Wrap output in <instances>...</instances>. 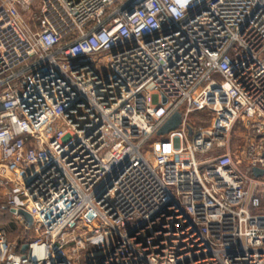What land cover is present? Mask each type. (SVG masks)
<instances>
[{"label":"built area","instance_id":"obj_1","mask_svg":"<svg viewBox=\"0 0 264 264\" xmlns=\"http://www.w3.org/2000/svg\"><path fill=\"white\" fill-rule=\"evenodd\" d=\"M34 1L0 2V264H264V0Z\"/></svg>","mask_w":264,"mask_h":264},{"label":"rangeland","instance_id":"obj_2","mask_svg":"<svg viewBox=\"0 0 264 264\" xmlns=\"http://www.w3.org/2000/svg\"><path fill=\"white\" fill-rule=\"evenodd\" d=\"M41 0H35L29 9H26L22 12V17L32 26L33 20L32 17L34 13L39 9ZM1 2V0H0ZM117 5V4H116ZM190 120L198 125H208V117L205 114L201 113H194L190 116ZM243 130L239 126H234L233 129L229 133V143L230 146L236 148L241 143L243 138ZM263 184L258 189V196H259V207L257 209L258 214L264 215V177L262 179ZM3 194V190L0 189V228H3L6 232H8V236L12 241L17 243L20 242L21 239H29L30 232L24 230L21 226V223L16 216L15 213L10 212L6 206H8L6 199L1 196Z\"/></svg>","mask_w":264,"mask_h":264},{"label":"water","instance_id":"obj_3","mask_svg":"<svg viewBox=\"0 0 264 264\" xmlns=\"http://www.w3.org/2000/svg\"><path fill=\"white\" fill-rule=\"evenodd\" d=\"M166 101V99L164 98L163 103ZM179 122H180V113L176 112L173 115H171L163 124V126L157 131V135H165L166 133H168L171 130L176 129L179 126ZM192 132V128L188 127V134L190 135ZM263 173V171L257 167H254L251 170V174L254 177H258L261 176ZM11 212L13 213H17L19 215H21L26 223V225H30L32 222L31 216L24 210L22 209H11ZM27 248V244H23L21 247V252H24V250Z\"/></svg>","mask_w":264,"mask_h":264},{"label":"trees","instance_id":"obj_4","mask_svg":"<svg viewBox=\"0 0 264 264\" xmlns=\"http://www.w3.org/2000/svg\"><path fill=\"white\" fill-rule=\"evenodd\" d=\"M6 207H7V209L11 212V208H10L9 206H6ZM258 207H259V206H258ZM258 207L255 208V210H251L253 214L258 213V211H257ZM20 223H21V226L24 228V223H23V222H20ZM0 229H3V228H0ZM24 230H26V229H24ZM7 234H8V232H7ZM8 237H9V236H8ZM27 241H28L27 238H25V239L23 238V239H21L20 242L17 243V244H19V245L21 246V244L26 243Z\"/></svg>","mask_w":264,"mask_h":264}]
</instances>
